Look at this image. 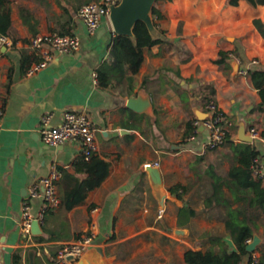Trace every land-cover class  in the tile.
<instances>
[{
  "label": "crops",
  "instance_id": "1",
  "mask_svg": "<svg viewBox=\"0 0 264 264\" xmlns=\"http://www.w3.org/2000/svg\"><path fill=\"white\" fill-rule=\"evenodd\" d=\"M154 7L161 14L154 36L161 40L145 48L137 73L127 68L120 81L103 86L96 74L117 38L111 23L91 35L75 12L79 50L59 54L48 67L28 75L31 62L24 57L36 58L28 44L31 37L57 31L55 17L63 9L56 0H12L18 40L15 44L11 38L6 50H0V105L5 110L0 132V264H52L59 250L83 233L93 235L88 251L103 264H186L184 253L193 248L189 239L194 234V249L210 245L205 233L225 235L233 245L225 225L227 209L207 207L205 198L214 174L226 176L238 163L236 152L229 144L208 148L210 135L203 126L190 138L189 124L204 117L205 94L211 96L214 90L211 99L228 119L233 141L242 142L241 132L250 135L251 126L264 133V111L258 109L262 98L247 73L251 66L264 67V36L255 24V19L264 21V3L157 0ZM22 8L30 11V20L25 21ZM221 51L228 53L223 63L216 62ZM138 94L150 98L148 112L128 106L129 98ZM69 109L89 114L96 128L95 153L110 162V170L83 202L67 209L63 196L70 179L63 170L75 173L82 147L77 142L48 145L40 127L44 115L52 114V124H57ZM251 143L259 151L264 174V141ZM54 165L62 171L60 201L28 234L22 227L23 202L29 187ZM149 165L161 171L160 190L153 185ZM31 204L37 214L44 199L33 198ZM184 205L197 214L181 226L178 214ZM258 224L255 234L264 250V223ZM256 251L261 255V249Z\"/></svg>",
  "mask_w": 264,
  "mask_h": 264
},
{
  "label": "trees",
  "instance_id": "2",
  "mask_svg": "<svg viewBox=\"0 0 264 264\" xmlns=\"http://www.w3.org/2000/svg\"><path fill=\"white\" fill-rule=\"evenodd\" d=\"M63 9L61 15L55 17L56 32L61 34H74V13L87 2L92 0H56ZM253 5L264 3V0H248ZM232 4H238L239 0H230ZM12 0H0V34L9 36L16 44L18 38L14 32L12 20ZM21 14L25 21L32 18V14L26 8H22ZM154 20L160 17V12L153 7ZM156 22V21H155ZM255 24L264 36V21L255 19ZM36 32V29L35 31ZM54 32V31H53ZM134 37L118 35L109 59L99 67L98 78L103 86H108L113 81H120L128 68L133 74L137 73L144 60V50L158 43L161 39L155 37L144 21H138L134 27ZM30 61L29 67L35 60H30L26 55L24 61ZM228 60V53L221 51L216 62L223 63ZM33 61V62H32ZM26 67V68H27ZM248 75L253 85L259 90L262 101L258 109L264 111V67L251 66ZM211 96L214 90H211ZM205 94L204 104L212 97ZM193 133V122L189 124ZM189 134V135H190ZM236 152L238 163L233 165L226 176L215 173L211 183V193L205 198V205L210 208L223 205L227 209L225 220L228 235L233 245L225 239V235L205 233L210 245L206 249L189 248L184 253L186 264H250L253 253L247 250L249 240H253L258 229V220L264 223V174L261 173L259 163V151L256 146L248 141L236 143L227 132L226 141ZM211 149V148H210ZM75 173L63 170L70 184L65 190L63 201L67 209L83 202L89 191L99 187L107 177L110 170V162L94 153L90 158L83 154L74 162ZM81 174V175H78ZM228 189V191L226 190ZM173 193L182 196L176 189ZM238 203L237 206H234ZM197 214L190 205H184L179 209L178 223L186 226L192 217ZM261 249L260 260L264 264V250ZM257 252V251H256Z\"/></svg>",
  "mask_w": 264,
  "mask_h": 264
},
{
  "label": "built area",
  "instance_id": "3",
  "mask_svg": "<svg viewBox=\"0 0 264 264\" xmlns=\"http://www.w3.org/2000/svg\"><path fill=\"white\" fill-rule=\"evenodd\" d=\"M121 0H94L84 3L78 10V17L86 25L89 34H95L103 24L111 22V7L119 4ZM158 17L156 16V19ZM115 32V31H114ZM117 35V33L115 32ZM11 44V38L0 34V50L3 46L8 47ZM29 47L37 56L28 68L27 74L33 75L38 71L48 67L55 57L59 54L72 53L79 50L81 39L76 34H61L52 31L47 34H36L31 37ZM257 61H255L256 63ZM98 78V74H96ZM204 117H196L193 121L194 130L190 138L195 137L199 132V127L203 126L209 131L208 148L214 149L226 141L229 131V121L225 117L220 106L214 99H210L203 106ZM5 110L0 105V132L2 129V120ZM52 114L42 117L40 136L44 143L51 146H59L68 142H77L82 147V154L90 158L96 151V128L89 114L83 111L66 110L63 119L57 124H52ZM253 139L264 141V133L257 126H251L248 130ZM261 173L262 171L259 170ZM62 177V171L57 165H54L49 174L38 178L30 187L27 198L23 202L22 227L28 234L32 233L34 220L41 223L45 212L50 206L57 205L59 197V181ZM42 197L44 204L37 214L32 212L31 200ZM164 210H160L162 214ZM251 240H249L250 242ZM94 244V237L91 234L83 233L73 242L64 245L58 252L54 263L52 264H73ZM260 255L255 251L252 255L250 264H263Z\"/></svg>",
  "mask_w": 264,
  "mask_h": 264
},
{
  "label": "water",
  "instance_id": "4",
  "mask_svg": "<svg viewBox=\"0 0 264 264\" xmlns=\"http://www.w3.org/2000/svg\"><path fill=\"white\" fill-rule=\"evenodd\" d=\"M157 0H121L119 4H115L111 7V22L114 31L118 35H128L134 37V27L138 21H144L150 32L154 35L157 29L152 11ZM6 46L2 49L6 50ZM128 106L137 112H148L152 106V102L149 97L142 94L133 96L129 98ZM241 139L243 141L251 142L253 137L251 135L245 134V130L241 132ZM149 170L153 185L155 189L160 190L162 186V176L161 171L158 167L154 165H149L147 167ZM39 221L34 220L32 231L39 226ZM183 231V230H182ZM261 244V237L258 234L254 235L253 240L247 244V250L249 252L256 251L257 247ZM94 255L93 251H86L78 260V264H103L100 257Z\"/></svg>",
  "mask_w": 264,
  "mask_h": 264
},
{
  "label": "rangeland",
  "instance_id": "5",
  "mask_svg": "<svg viewBox=\"0 0 264 264\" xmlns=\"http://www.w3.org/2000/svg\"><path fill=\"white\" fill-rule=\"evenodd\" d=\"M189 245L193 248L197 247L198 244H195V234L192 236L191 239H189Z\"/></svg>",
  "mask_w": 264,
  "mask_h": 264
}]
</instances>
